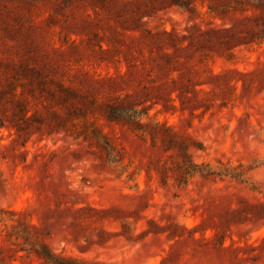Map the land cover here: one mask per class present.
Instances as JSON below:
<instances>
[{"label": "rangeland", "instance_id": "rangeland-1", "mask_svg": "<svg viewBox=\"0 0 264 264\" xmlns=\"http://www.w3.org/2000/svg\"><path fill=\"white\" fill-rule=\"evenodd\" d=\"M264 264V0H0V264Z\"/></svg>", "mask_w": 264, "mask_h": 264}, {"label": "trees", "instance_id": "trees-1", "mask_svg": "<svg viewBox=\"0 0 264 264\" xmlns=\"http://www.w3.org/2000/svg\"><path fill=\"white\" fill-rule=\"evenodd\" d=\"M43 252L47 258V261L53 264H68L72 261L70 258L53 253L46 246H43Z\"/></svg>", "mask_w": 264, "mask_h": 264}]
</instances>
